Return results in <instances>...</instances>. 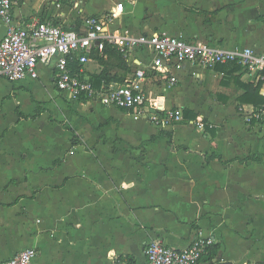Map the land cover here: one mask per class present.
<instances>
[{"label":"crops","instance_id":"obj_1","mask_svg":"<svg viewBox=\"0 0 264 264\" xmlns=\"http://www.w3.org/2000/svg\"><path fill=\"white\" fill-rule=\"evenodd\" d=\"M66 1L18 0L14 19L83 32L87 16H106L124 1L111 30L264 52V0H78L81 23L69 20ZM6 29L0 19V41ZM101 56L104 63L92 58L85 74L103 72L116 83L151 61L136 52L135 65L123 57L127 70ZM178 77L168 88L167 75L148 72L147 94L155 107L196 119L159 127L117 107L70 99L46 65L37 79L0 76V264L29 247L38 250L33 264H114L116 256L149 264L150 240L183 249L200 236L218 245L200 264H264V121H246L258 108L240 99V83H258L229 64L186 63Z\"/></svg>","mask_w":264,"mask_h":264},{"label":"built area","instance_id":"obj_2","mask_svg":"<svg viewBox=\"0 0 264 264\" xmlns=\"http://www.w3.org/2000/svg\"><path fill=\"white\" fill-rule=\"evenodd\" d=\"M18 0H0V19L7 29L0 41V76L11 82L39 77V65L54 70L57 88L70 99L97 102L102 106L117 107L134 117L146 119L159 127L181 120L180 108L155 107L146 91L148 72L167 75L168 88L179 81L178 72L186 63L205 68L237 62L258 83L264 82V52L252 47L221 48L209 42H193L182 35L155 32L135 35L128 30L117 32L108 27L109 22L124 12V1L115 2L106 16L90 15L84 19L85 30L67 29L50 20L16 22L13 9ZM120 52L135 65L134 53L144 51L151 56L150 63L134 69V76L123 83H102L97 87L85 74L84 67L92 61L93 50L101 55L107 47ZM79 63L74 71L73 62ZM246 121L264 120V109L245 113ZM215 243L212 237L195 238L188 247L178 249L155 238L145 246L149 264H200L209 247ZM38 250L25 248L3 264H33ZM114 264H133L123 257H115Z\"/></svg>","mask_w":264,"mask_h":264},{"label":"trees","instance_id":"obj_3","mask_svg":"<svg viewBox=\"0 0 264 264\" xmlns=\"http://www.w3.org/2000/svg\"><path fill=\"white\" fill-rule=\"evenodd\" d=\"M105 53L108 54L109 57H115L117 60H119L122 63V67H124L125 69L128 70L127 63L124 61L123 55L120 52H118L116 49H113V48L108 46L106 48V50L104 51V54ZM101 57L102 56L99 53V51H97V50L92 51L91 58L97 59V60L103 62ZM227 64L233 66V71H243L244 72L246 70V68L242 64L237 63V62H230ZM79 68H80L79 63L77 61H74L73 62L74 71H76V72L79 71ZM92 79H93L94 84L97 87L101 86V84L104 82L110 83L114 80L113 78H108L103 72H101L100 74L94 75V77H92ZM119 81L123 82L122 79ZM263 83H264L263 81H259L257 85H254L252 83H249V84L240 83V86L245 89V94L240 97L241 101L248 103V104H253L258 109H260V108L264 109V95L261 94V87H262ZM184 118L195 120L196 114L184 110L183 111V119ZM261 121H264V120H261ZM166 135L169 136L170 138L172 136L171 134H168V133ZM74 137H76V136H74ZM72 143L75 145V143H76L75 140ZM259 158L261 159V157H259ZM259 158L256 157V159H259ZM209 248L211 249V251L213 253H215L218 249V245L213 244Z\"/></svg>","mask_w":264,"mask_h":264},{"label":"rangeland","instance_id":"obj_4","mask_svg":"<svg viewBox=\"0 0 264 264\" xmlns=\"http://www.w3.org/2000/svg\"><path fill=\"white\" fill-rule=\"evenodd\" d=\"M41 1H42V0H32V3L34 4V6H37V5H39V3H40ZM77 1H78V0H67V1H66V4H67L66 6H69V8H71L70 11L72 12L69 20H70L71 22H74V23H75V22H76V23H81V21H82V17H77V16H76V13H75L76 10H77V9H76V6H77L76 3H77ZM79 1H81L82 4H84V3L87 4V2H93L92 0H87V1H86V0H79ZM63 3H64V2H63ZM99 3H100V2H99ZM85 6H86V5H85ZM105 7H106V6H104V7H102V8H105ZM90 64H95V62H90ZM90 64H89V65H90Z\"/></svg>","mask_w":264,"mask_h":264},{"label":"water","instance_id":"obj_5","mask_svg":"<svg viewBox=\"0 0 264 264\" xmlns=\"http://www.w3.org/2000/svg\"><path fill=\"white\" fill-rule=\"evenodd\" d=\"M217 264H232L231 262H228V263H217Z\"/></svg>","mask_w":264,"mask_h":264}]
</instances>
